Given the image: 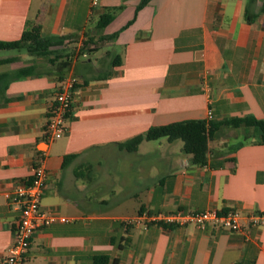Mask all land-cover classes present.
<instances>
[{
    "label": "crops",
    "instance_id": "0c3cea01",
    "mask_svg": "<svg viewBox=\"0 0 264 264\" xmlns=\"http://www.w3.org/2000/svg\"><path fill=\"white\" fill-rule=\"evenodd\" d=\"M140 2L0 0V40L28 29L69 60L59 72L51 61L25 62L23 47L0 49L14 59L0 73L33 67L0 92V264L21 214L7 194L31 178L41 152L42 206L69 220L36 231L26 264H264V223L246 221L264 213V142L249 127L221 125L203 165L182 139L120 146L151 126L264 119V0H150L137 11ZM103 15L113 16L104 26ZM66 72L78 79L67 131L48 140ZM231 208L244 216L243 233L129 222L144 210Z\"/></svg>",
    "mask_w": 264,
    "mask_h": 264
},
{
    "label": "built area",
    "instance_id": "2783aa9c",
    "mask_svg": "<svg viewBox=\"0 0 264 264\" xmlns=\"http://www.w3.org/2000/svg\"><path fill=\"white\" fill-rule=\"evenodd\" d=\"M99 2L100 0H92L93 5H97ZM77 83V77L71 72L62 75L45 126V136L48 140L60 138L67 131V121L71 115ZM211 117L212 112L210 111L209 118ZM47 177L46 154L41 152L33 164L31 178L16 188L13 193L7 194L10 201L20 208L21 214L13 228L14 240L5 251L3 264H26L27 254L36 231L57 221L69 220L65 216L43 208L42 199ZM243 219L244 216L238 208L222 211L177 209L157 213L144 210L137 217L130 219L129 222L145 225L157 223L165 226L195 224L201 228L211 224L231 232L243 233ZM246 221L251 225H261L264 223V213H251L246 216Z\"/></svg>",
    "mask_w": 264,
    "mask_h": 264
},
{
    "label": "trees",
    "instance_id": "16d2710c",
    "mask_svg": "<svg viewBox=\"0 0 264 264\" xmlns=\"http://www.w3.org/2000/svg\"><path fill=\"white\" fill-rule=\"evenodd\" d=\"M149 1L150 0H141L137 6V11L145 6ZM112 18V15H103L100 19V25L104 26L108 24ZM40 40L41 39L37 33L27 29L23 32L20 39L13 41L0 40V49L19 48L28 45L29 50L35 51L37 54L42 56H49L50 61L55 65L59 72L65 70L69 66V60L63 59L59 61L60 58L64 57L61 52L51 49H41L38 46ZM13 60V58H2L0 59V64L8 63ZM32 69L33 67L30 65L20 68L14 73H0V92L6 90L8 84L12 80L31 74ZM223 124H231L236 127L245 125L251 129V132L254 135L259 136L260 140L264 142V119L248 115L224 121L187 120L151 126L144 134H139L123 143H120V146L130 151H134L138 149L139 144L145 139L154 140L162 137H166L170 141L182 139L184 142L185 152L192 155V162L194 164L203 165L206 164L208 160L209 140L215 136L217 130ZM75 156V154L66 155L64 162L66 163L68 159L74 158ZM78 173L79 171L77 170V174Z\"/></svg>",
    "mask_w": 264,
    "mask_h": 264
},
{
    "label": "rangeland",
    "instance_id": "374dc122",
    "mask_svg": "<svg viewBox=\"0 0 264 264\" xmlns=\"http://www.w3.org/2000/svg\"><path fill=\"white\" fill-rule=\"evenodd\" d=\"M26 47H23V48H25L26 50H25V52H23V55H25V57H22L23 59L24 58H26L27 60H25V62H30L31 61V58H28V57H34V58H38L39 60H42V61H45V63L46 64H50L51 62H50V60H49V56H44V57H42V56H40V57H37L36 55H37V53L35 52V51H31V50H29V48H28V45H25ZM21 58V59H22ZM22 59V60H23ZM27 66H30V64H28V65H26V66H24V67H27ZM23 68V67H22ZM42 147H45V145H42Z\"/></svg>",
    "mask_w": 264,
    "mask_h": 264
}]
</instances>
